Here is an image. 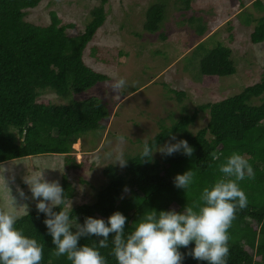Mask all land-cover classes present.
Instances as JSON below:
<instances>
[{
	"label": "trees",
	"instance_id": "16d2710c",
	"mask_svg": "<svg viewBox=\"0 0 264 264\" xmlns=\"http://www.w3.org/2000/svg\"><path fill=\"white\" fill-rule=\"evenodd\" d=\"M41 1L0 0V164L17 158L53 154L63 155L69 165L81 168L83 163L75 157V143L90 132L106 129V121L112 116L109 103L102 97L83 100L73 97L110 79L84 59L88 45L106 23L105 3L108 0L92 10V19L76 36L69 35V25H64L55 11L47 25L27 20L28 10ZM187 2L190 4V0ZM254 5L264 12V0H255ZM164 20V5L153 4L147 10L146 31L158 32ZM256 22L251 39L261 43L264 42V15ZM206 30V25L199 28L202 36ZM200 70L205 88L218 83L220 77L236 73L231 48L218 43L207 49ZM47 91L69 98V102L55 104L42 99ZM256 99L261 102L257 104ZM198 108L208 111L210 119L196 134L189 130L197 119L194 113L183 115L170 126H163L149 139L157 140L158 145H163L173 135L178 140L186 139L194 149L190 157L176 153L160 158L153 155L150 161H142L138 153L129 157L124 174L108 166L104 171L108 183L97 192L96 200L79 205L70 213L83 223L87 216L107 219L120 211L128 218L126 231L130 230V225L144 211L173 208L180 211L187 203H199L203 188L222 175L219 164L228 155L238 152L252 165L255 178L240 182L248 197V206L237 211L228 230V264H264V73L259 82L247 86L239 94L219 102L200 104ZM188 170H193L196 176L186 192L176 188L173 179L176 174ZM63 188L68 200L73 196V189L67 177ZM44 219V214H38L34 207L17 221V227L43 245L41 264H70L66 256L54 255L55 246L47 234ZM92 239L96 238L81 239L80 243L91 244ZM181 251L187 254L188 249ZM101 252L108 264H117L109 254L110 249H101ZM184 264L201 262L186 255Z\"/></svg>",
	"mask_w": 264,
	"mask_h": 264
},
{
	"label": "rangeland",
	"instance_id": "374dc122",
	"mask_svg": "<svg viewBox=\"0 0 264 264\" xmlns=\"http://www.w3.org/2000/svg\"><path fill=\"white\" fill-rule=\"evenodd\" d=\"M103 0H43L28 10L27 20L39 25L51 22L55 11L71 36L81 34L92 19V10ZM255 0H108L107 20L85 50L86 63L110 77L93 89L73 97H102L109 103L112 116L106 129L90 132L75 143V157L81 168L69 165L63 155H38L17 158L0 164V208L6 207L12 195L19 205H28V213L36 202L31 200L23 177L36 168L45 170L49 180H59L63 186L67 177L73 189L68 198L69 209L96 200V194L108 183L105 169L121 168L106 158L118 149V136H124L126 157L140 152L143 139L152 138L163 126L172 125L183 115L197 113L189 126L196 134L207 126L210 114L201 111L200 104L219 102L242 92L261 80L264 73V42L254 43L251 33L257 18L264 15L254 5ZM156 3L165 7L162 28L146 31L147 10ZM252 15L250 18L249 15ZM255 20V21H254ZM72 25V26H71ZM207 26L204 36L199 31ZM222 43L232 50L236 73L220 77L209 88L202 86L201 60L207 49ZM124 78L127 87L113 90L114 80ZM183 91L179 95L173 90ZM55 104L68 103L69 98L47 91L41 96ZM259 104L261 101L256 99ZM156 158L161 153L156 152ZM23 189L27 199L19 197ZM129 194V190L126 192ZM72 202V209H71ZM21 217L27 215L21 208ZM252 251V250H251Z\"/></svg>",
	"mask_w": 264,
	"mask_h": 264
},
{
	"label": "clouds",
	"instance_id": "9594fccd",
	"mask_svg": "<svg viewBox=\"0 0 264 264\" xmlns=\"http://www.w3.org/2000/svg\"><path fill=\"white\" fill-rule=\"evenodd\" d=\"M125 87L124 78L112 83L113 90ZM117 142L118 149L108 153L106 158L123 168L129 160L123 150L126 138L118 136ZM193 151L186 139L178 140L174 135L163 145L144 138L139 158L150 161L156 152L164 156L180 153L190 157ZM218 168L222 175L203 188L199 203H187L180 211L175 208L144 211L127 231L128 218L120 211L107 219L87 216L80 223L70 213L60 181L47 179L43 169L28 171L23 183L28 186L30 199L36 202L37 213L45 216L43 223L55 246L54 255L66 256L70 264H108L101 249H110L109 254L117 264H184L186 255L201 264H228V230L237 211L248 206V197L240 182L254 179L255 172L248 159L238 152L225 157ZM195 176L193 170L178 173L173 179L174 186L187 192ZM17 191L20 198H28L23 189ZM21 208L28 215V205H19L13 195L7 206L0 208V264H41L43 259V245L17 227ZM92 237L96 239H92L91 244L80 243L81 239ZM192 244L194 246L189 247ZM182 248L188 249L187 254Z\"/></svg>",
	"mask_w": 264,
	"mask_h": 264
}]
</instances>
